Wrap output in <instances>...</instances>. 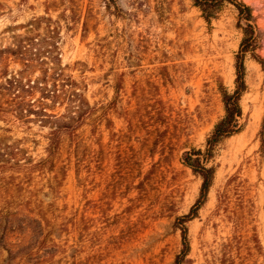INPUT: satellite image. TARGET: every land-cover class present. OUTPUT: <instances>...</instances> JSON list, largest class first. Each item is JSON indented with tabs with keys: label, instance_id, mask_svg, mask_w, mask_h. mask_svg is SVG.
<instances>
[{
	"label": "rangeland",
	"instance_id": "1",
	"mask_svg": "<svg viewBox=\"0 0 264 264\" xmlns=\"http://www.w3.org/2000/svg\"><path fill=\"white\" fill-rule=\"evenodd\" d=\"M240 1L264 59V0ZM237 23L192 0H0V264H176L202 184L182 158L235 89ZM244 64L243 129L214 151L183 264H264V71ZM13 78L33 93L8 97Z\"/></svg>",
	"mask_w": 264,
	"mask_h": 264
},
{
	"label": "trees",
	"instance_id": "2",
	"mask_svg": "<svg viewBox=\"0 0 264 264\" xmlns=\"http://www.w3.org/2000/svg\"><path fill=\"white\" fill-rule=\"evenodd\" d=\"M194 6L200 9L204 19L211 23L213 20L217 19L223 7L225 5H231L237 11V27L241 30L243 34V38L240 45V50L236 55V79H235V89L233 91H229L228 88L221 86V95L222 101L224 104V115L218 122L215 124L214 128L207 136L205 148L191 149L186 151L183 155L184 164L189 167L192 172L199 176L202 180V184L200 187V192L198 199L195 205L191 208L190 212L179 219L181 222V233H182V252L177 256L176 264H183V261L186 260L188 256V252L190 250V245L188 241V229L186 224L197 217V214L200 208L207 202L209 192L214 184L216 170L213 165H210L212 158L214 157V151L219 143L227 139L235 134H238L243 129V124L241 120L243 118V109L241 106V99L244 93L247 90L245 74V58L248 54L253 55L255 60L262 66L264 71V59L260 58L256 54L257 50V34L255 27V16L253 15V10L250 6L246 5L244 2L240 0H192ZM63 72V71H62ZM56 73H54L55 75ZM60 76V74H57ZM24 80H18L13 78L9 81V91L13 98L16 96V92L21 93L22 91H26L28 95L33 93L34 86H30ZM68 87V85L66 86ZM7 90V88H5ZM58 89V88H57ZM24 91V92H25ZM62 91L63 97L59 95ZM13 94V95H12ZM51 98H53V104H63L61 99L66 100L71 98L73 94H70L69 91L65 88L62 90H55L48 94ZM22 101V100H21ZM17 102L18 110L24 109L22 108V102ZM71 103H74L72 100ZM1 111V110H0ZM51 133V140L53 143L50 146V150L54 153L57 149L60 132L57 130H53ZM260 141H261V152L264 156V120L262 129L260 131ZM222 202V200H221ZM12 254V251L10 252Z\"/></svg>",
	"mask_w": 264,
	"mask_h": 264
}]
</instances>
